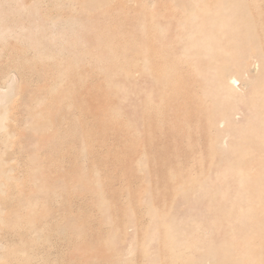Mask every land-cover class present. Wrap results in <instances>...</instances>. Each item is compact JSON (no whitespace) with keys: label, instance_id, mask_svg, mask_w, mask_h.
<instances>
[{"label":"rangeland","instance_id":"1","mask_svg":"<svg viewBox=\"0 0 264 264\" xmlns=\"http://www.w3.org/2000/svg\"><path fill=\"white\" fill-rule=\"evenodd\" d=\"M0 264H264V0H0Z\"/></svg>","mask_w":264,"mask_h":264},{"label":"bare ground","instance_id":"2","mask_svg":"<svg viewBox=\"0 0 264 264\" xmlns=\"http://www.w3.org/2000/svg\"><path fill=\"white\" fill-rule=\"evenodd\" d=\"M196 17V15L194 16V18ZM181 21H179V22H177V27L179 26V23H180ZM200 23H191L190 24V29H189V31L188 32H186V34H185V37L186 38H191V37H193L195 34H196V27H198V25H199ZM243 53V52H242ZM239 54H240V52H239ZM223 69V68H222ZM229 70V69H228ZM225 71H227L226 69H225ZM228 73V72H227ZM227 75V74H226ZM225 75V76H226ZM220 76H223V71H221V73H220ZM227 77V76H226ZM233 77V76H232ZM230 79V78H229ZM235 79V78H234ZM231 81L233 82V80H232V78H231ZM223 89H226L225 88V85L222 87ZM226 91H228L227 89H226ZM228 112H230V111H228ZM231 113V112H230ZM249 115V114H248ZM226 116V115H225ZM228 118H230V117H228ZM227 121V120H226ZM234 122V121H233ZM229 123V122H228ZM238 123V122H237ZM229 127V126H228ZM233 127V126H232ZM232 129H230V131H231ZM233 131V130H232ZM234 131H236V130H234ZM217 218V217H216ZM220 221V220H219ZM218 221V222H219ZM213 225V224H212ZM231 244V243H230ZM231 249V248H230Z\"/></svg>","mask_w":264,"mask_h":264}]
</instances>
